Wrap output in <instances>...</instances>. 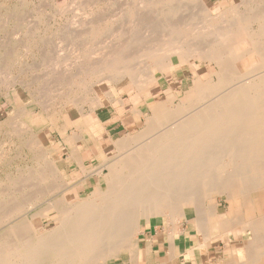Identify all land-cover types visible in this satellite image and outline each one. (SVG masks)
Listing matches in <instances>:
<instances>
[{
  "label": "bare ground",
  "instance_id": "1",
  "mask_svg": "<svg viewBox=\"0 0 264 264\" xmlns=\"http://www.w3.org/2000/svg\"><path fill=\"white\" fill-rule=\"evenodd\" d=\"M84 1H90L85 7L95 0ZM120 1L122 22L118 34L114 27L110 33L117 39L89 59V70L75 73L92 97L78 95L58 113L66 167L53 159L56 140L51 147L33 138L21 142L27 160L16 166L14 177H6L9 207L0 204V224L10 222L0 227V264H109L118 257L138 264L149 251L140 248L144 225L165 217L177 242L191 208L198 245L188 256L197 264H221L209 260L208 242L225 235H237L243 247L224 264H264V0H232L218 9L208 0ZM102 13L101 19L95 13L100 20ZM92 20L83 21L86 30L71 33L69 41L81 38L78 44L87 48L101 28L100 20ZM199 63L213 72L202 77ZM96 76L101 79L92 82ZM188 77L193 88L186 91ZM105 107L119 111L113 120L126 126L117 140L100 117ZM25 111H16L6 123L20 124L26 133ZM107 141L116 150L113 157L104 156ZM85 149L100 159V168L85 167ZM70 164L78 165L85 178L104 170L110 177L82 196L77 187L84 179L69 183L64 175Z\"/></svg>",
  "mask_w": 264,
  "mask_h": 264
},
{
  "label": "rangeland",
  "instance_id": "2",
  "mask_svg": "<svg viewBox=\"0 0 264 264\" xmlns=\"http://www.w3.org/2000/svg\"><path fill=\"white\" fill-rule=\"evenodd\" d=\"M99 1L100 0H97V1L95 0L93 4H86V6L84 7L85 3L90 2V1L85 2L84 0H0V58H2V56L4 58L5 55H8L7 59L9 58L8 60L6 58L4 59L2 58V60H6L4 61L5 64L1 63L3 61L0 59L1 65L4 66V68L2 69L3 70L2 73L0 72L1 73L0 74V152H1L0 155L2 154V156L0 157L2 159L3 158L7 159V162H8V165H7L8 168H5L4 166H2V159H0V186L2 187V189L0 187V191L4 190V193L6 192L5 195L9 194V191H7V186H5L8 184L7 183L8 180H6V177L7 178L9 176L11 177L12 174L14 177V175H16L15 171L17 170L16 166L17 168L24 166V163L27 160L26 151L24 150V144L21 143L23 141L24 143L26 142L25 138L26 140H31L32 138L38 139L36 140L37 142L40 140L47 147H51L50 143L52 142V140H56L57 141L55 142L56 151L53 152V155H52L53 159L55 161L60 162V164L63 167H66L67 165L68 157H67V153L65 152V150H63V148L65 149V145L63 144V141L60 139L58 135V127H57L58 122L56 120H58L59 114L64 113V111H62L64 110L62 106L67 105L68 102H70L72 98H73L72 100H74V97L78 98V95L83 96L85 94H87V97L88 96L92 97L91 96L92 92H90L89 86H86L83 88V86L80 85L78 82V80H80L79 76H77L75 73L77 70L79 71V69L89 70L88 66L91 63L89 59H92V57L94 58V57L99 56L101 51L107 48L106 46H111L110 41L116 40L117 36L114 37V34L110 35V33H114L115 31L116 34H118L117 26L120 25L118 22L121 23L122 18H123L122 13H121L122 9L121 10L119 9L121 8L120 3H122V1L120 0H104V1L101 0V2ZM208 1L211 7L215 6V8L217 7L216 9H218L220 7L219 3H221V7L226 6V5L228 6L229 4H231L232 0H208ZM97 2H99V4H97ZM88 5H91V6L93 5L92 8L94 10L91 8V6L89 7ZM81 6H83L84 9L81 8ZM86 7H88L89 10ZM100 7L101 8L103 7L102 8L103 10H101ZM115 8L117 12H120L121 17L119 16V13L115 11ZM82 9L85 11H83ZM99 9L101 11H104V13H102L104 15V19L102 18V20H100L101 11H99ZM112 10L115 11V15L117 14L118 17L116 16L114 17V19H112V17L115 16L113 15L114 12H112ZM11 12L13 13L11 14ZM91 13L92 14L99 13L98 16L100 17V19H98L99 18L98 16L96 17L97 14L93 16L91 15ZM111 14L113 15L112 17H110ZM105 15L108 16L107 20H106ZM89 16H93V18L95 17L97 18V20H100L101 21L100 23L102 24V26L100 24L101 28H99L100 31L98 30L99 33H97L96 37L91 39L92 41L90 40V42L88 43L89 48L88 47L85 48L87 46L86 43H85L86 45H82L84 46V48H82L81 44H78L81 41H83L81 38L80 40L75 39L74 41V38H75L74 36V38L72 37L73 39L69 41L70 39L69 36L74 34L73 32L75 33L76 32L78 33V31L81 32L80 30H83V27L85 29L86 26L84 25L82 26V22L85 21V19L91 22L93 18L91 19ZM88 18H90L91 20ZM108 19L110 21H108ZM19 20H20V23H19ZM87 20L85 21V23L87 22ZM104 20H105V23L107 22L106 24L104 23L105 25L102 23L104 22ZM134 26H133V29L131 28L133 31H135ZM80 27L82 29H80ZM113 27L116 30L114 29L113 31ZM110 29L113 32L110 31ZM103 32H106L109 34H106V33L104 34ZM107 36L108 38L111 37L109 38L110 40L107 38ZM95 40H98V42L97 41L95 42ZM77 41H80V42H77ZM5 44L7 46H5ZM76 47H78V51L75 49ZM90 48L96 51L93 52L92 50L91 52ZM79 49L80 50L82 49L83 51L81 52ZM85 49H87V52ZM88 52L91 54H89ZM9 56H12V57H9ZM11 58L13 61L11 60ZM182 64L183 66H186V62H184V60ZM197 65H198L196 66L198 68L197 71L199 72V75H201L202 77L206 76L207 74H210L214 70V68L210 66L207 67L206 64L200 65L199 63ZM184 70L185 69H183V71ZM198 72H195V73L192 72L193 77H196ZM66 73L67 74L70 73V75L69 74L65 75ZM71 73H73V75ZM182 74L183 72L180 73V75ZM67 76L69 78H71L72 76L71 81H68L69 78ZM61 79L62 80L64 79L63 81L67 80L66 82L71 83V84H68L71 86L66 85L67 83L61 81ZM97 79H101V77L96 76L93 78V81L92 79L90 81L95 82V81H98ZM187 80L189 81H188V84H185L186 91L191 90L193 88L191 77H188ZM76 82H78L77 84H79V86L75 85ZM73 83L74 85H72ZM89 85H92V84L89 83ZM71 88H72V91H71ZM82 88L85 90H83ZM68 91H71L72 94L71 92H68ZM80 91L82 93H80ZM125 95L126 94H124L123 96L125 97L124 100L127 99V96ZM63 102L65 104H62ZM41 103L45 105L46 107H44ZM47 104H50L48 109H47ZM19 108L20 109L25 108L26 110L25 111L26 115L22 119V122L26 123L27 130H29L26 133H25V130H24V133L23 131H21L22 127L19 126L20 124L18 125L16 122H12L13 124L16 125V127L15 125L14 126L12 125L13 127L12 128L10 123H6L7 119H9L11 115H13L16 111L20 110ZM43 108L44 110H42ZM85 109H88L87 105H85ZM115 111L116 110L112 108L105 107L102 110H99V114H100V117L102 116L101 119L104 122H106L105 126L109 128L108 131L110 132V134L113 136L115 140H117L121 135L125 133V130L127 129L125 128L126 126L122 123V120L121 121L120 119L119 121L117 119H116L117 121L113 120L115 119V117H117V115L118 116L120 115L119 111H117L118 112L117 115ZM105 117L107 118L105 119ZM51 118H54L55 120L54 123L50 121ZM112 120H113V123H111ZM68 128H69V132H72L75 130L72 124H69ZM14 129H20V131L15 130L18 132L17 133L14 131ZM12 131L14 132L15 135L12 134L13 133ZM28 132L31 134H28ZM19 133H21V135ZM33 134H36L37 136L34 135L35 137L34 138L32 137ZM106 144H107L106 145L107 152L104 156L113 157L116 154L115 148L109 144V141H107ZM110 149L112 150L111 152L109 151ZM88 154L89 153L87 152L86 149L82 150V156L84 159L85 167L88 170H92L93 168L94 170H96L100 168V165H101L100 159L94 156L91 157ZM69 166L70 167L66 169L64 172V175L67 178V181L69 183H77L84 179L83 181L84 183H82L80 186L77 187V191L82 196L89 194L93 188L96 189L98 184L105 183V180H107L110 177L109 173L106 172L107 170H104V173L101 176L93 175L90 178L89 177L85 178L84 174L81 172L78 165L70 164ZM5 195L4 196L1 195V192H0V204L2 205L3 203L4 205L9 203V200H10L8 199L10 197V194L9 196L8 195L5 196ZM77 196L79 195L77 194ZM213 202L216 204H220L219 207L223 208L224 206L225 208H227V204L225 203V201L222 202L221 199L219 198L213 199ZM5 206L9 207V204ZM187 210H188L187 212H189L191 215H194L193 208L187 209ZM156 219H159V220L163 219L164 221H166V218L163 216L157 217L153 219V221H155ZM8 223L10 222L9 221L3 222L2 224H0V227ZM143 223H146L145 220L143 221ZM189 224H190L189 225L190 228L193 230V233H195L193 221H190ZM234 236L235 238L229 237L226 235L224 237H215L208 242V244L211 243V245L209 244V258H211L212 262L214 263L220 262L221 264H224L223 260L225 261L232 260V257H231L232 251L243 247V244L242 242H240L239 237L237 235H234ZM181 238L182 237L179 234L176 235L177 241ZM122 262H124L123 258L118 257V258H115V260L109 261V264H112V263L121 264Z\"/></svg>",
  "mask_w": 264,
  "mask_h": 264
},
{
  "label": "crops",
  "instance_id": "3",
  "mask_svg": "<svg viewBox=\"0 0 264 264\" xmlns=\"http://www.w3.org/2000/svg\"><path fill=\"white\" fill-rule=\"evenodd\" d=\"M187 215L189 220L180 225L179 230L183 233V236L177 242H174V240L171 239L169 235V226L163 219H156L150 225L146 224L140 240V248L143 251H147L148 249L149 251L141 256L138 260V264H197L196 258L194 259L188 256L189 251L197 247L198 238L196 233H193V230L189 226V223L193 218L190 213H187ZM154 249L155 251H153ZM169 250L172 252L171 255L170 253L168 254ZM129 260L126 262L124 261L121 264H133V262ZM209 260H211V258H209Z\"/></svg>",
  "mask_w": 264,
  "mask_h": 264
}]
</instances>
